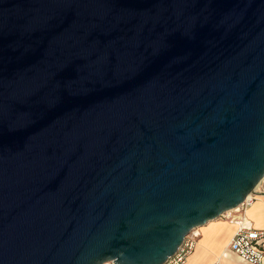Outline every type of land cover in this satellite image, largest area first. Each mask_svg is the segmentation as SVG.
<instances>
[{"label":"water","instance_id":"95a60500","mask_svg":"<svg viewBox=\"0 0 264 264\" xmlns=\"http://www.w3.org/2000/svg\"><path fill=\"white\" fill-rule=\"evenodd\" d=\"M264 179V0H0V264H163Z\"/></svg>","mask_w":264,"mask_h":264},{"label":"crops","instance_id":"0c3cea01","mask_svg":"<svg viewBox=\"0 0 264 264\" xmlns=\"http://www.w3.org/2000/svg\"><path fill=\"white\" fill-rule=\"evenodd\" d=\"M253 192L251 203L243 213V224L251 229L264 230V180ZM237 229L238 225L226 217L207 222L199 228L200 236L188 264H252L229 248Z\"/></svg>","mask_w":264,"mask_h":264},{"label":"built area","instance_id":"2783aa9c","mask_svg":"<svg viewBox=\"0 0 264 264\" xmlns=\"http://www.w3.org/2000/svg\"><path fill=\"white\" fill-rule=\"evenodd\" d=\"M249 196L240 204L238 209L229 212V214L225 213L223 216L230 217L238 225L237 231L230 240L229 248L246 261L252 264H261L264 260V230L251 229L243 224L245 207L251 203ZM199 236V228L193 229L184 237L183 243L176 252L168 257V260L163 264H188L189 257L197 245ZM103 264L116 263L112 260Z\"/></svg>","mask_w":264,"mask_h":264},{"label":"bare ground","instance_id":"6f19581e","mask_svg":"<svg viewBox=\"0 0 264 264\" xmlns=\"http://www.w3.org/2000/svg\"><path fill=\"white\" fill-rule=\"evenodd\" d=\"M262 181H263V180H262ZM259 185H260V184H259ZM259 185H258V186H259ZM258 186H257V187H258ZM257 187H256V188H257ZM250 196H251V195H250ZM250 196H249V197H250ZM227 214H229V212H228ZM231 220H232V219H231ZM234 223H235V221H234ZM235 224H236V223H235Z\"/></svg>","mask_w":264,"mask_h":264},{"label":"rangeland","instance_id":"374dc122","mask_svg":"<svg viewBox=\"0 0 264 264\" xmlns=\"http://www.w3.org/2000/svg\"><path fill=\"white\" fill-rule=\"evenodd\" d=\"M234 215V214H233ZM220 218H224V216L220 217ZM228 220H231V218L229 217Z\"/></svg>","mask_w":264,"mask_h":264}]
</instances>
